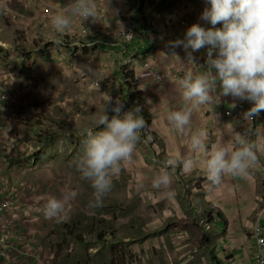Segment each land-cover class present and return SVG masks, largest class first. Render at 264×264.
<instances>
[{"label":"rangeland","instance_id":"rangeland-1","mask_svg":"<svg viewBox=\"0 0 264 264\" xmlns=\"http://www.w3.org/2000/svg\"><path fill=\"white\" fill-rule=\"evenodd\" d=\"M100 35L106 42L117 39ZM11 37L7 34L5 39L11 42ZM75 41L78 43L71 44L74 41L64 39L61 44L66 47L65 57L83 58L80 72L69 71L55 79L40 77L35 72L37 66L31 71L33 76L26 77L21 74L28 69L14 67L15 53L28 54L29 49H0V70L9 69L16 75L9 90L11 102L0 118V195L13 201L0 214V253H5L0 255V264H212L210 248L202 240L203 230L209 232L215 260L224 264L229 258L216 249V232L206 215L198 220L199 228L194 224L189 202L179 194L177 182L172 179L171 196H159L150 187V176L167 155L161 152L156 132L147 125L141 130L132 159L122 165L102 205H89L94 190L77 169L84 130H99L94 120L109 97V104L116 98L122 100L121 112L130 107L121 83L109 75L106 47L86 45V39ZM44 42L49 46L50 40ZM141 177L144 187L139 189ZM66 189L76 190L66 206V218L60 222L45 218L42 209L47 198L59 197ZM241 200L245 198H237V202ZM261 201L262 206L258 203L254 208L262 209L258 214L263 218L264 196ZM257 215L248 214L247 229L228 232L232 237L241 231L252 232L254 239L257 234L262 238L261 228L250 227ZM263 252L259 250V254ZM254 257L257 261L256 252Z\"/></svg>","mask_w":264,"mask_h":264},{"label":"crops","instance_id":"crops-1","mask_svg":"<svg viewBox=\"0 0 264 264\" xmlns=\"http://www.w3.org/2000/svg\"><path fill=\"white\" fill-rule=\"evenodd\" d=\"M51 1L63 5L71 0ZM95 2L98 12L97 19H90L88 36L81 37V40L84 42L86 39V45L98 43L97 47H106L109 51L107 67L110 77L114 80L117 78L115 82L121 83V92L130 109L133 106H139L140 114L145 119V125L148 129L154 130L155 135L161 141V152L165 157L173 152L186 154L188 137L201 127L208 130L207 143L209 146L218 135H222L226 141L229 140L231 138L229 125L232 121L241 120V116L224 117L223 113L232 109L233 101L236 103L240 99L226 95L221 97L218 82L215 92H211V95L219 100V103L202 105L194 110L191 125L184 133H176L166 121V113L180 107L182 103L176 88V79L188 71L195 74L206 70L203 61L206 47L192 52L191 61L188 60L186 51L181 46H173L172 42L177 38L182 39L187 27L194 22L205 27L211 26L206 20L201 19V12L209 6L208 0H162L159 3H154L153 0H95ZM29 13L33 16L40 14L38 7L28 8ZM127 20L133 21L136 25L135 36L130 43H124L118 38L106 42L105 38L101 37L100 28H118ZM216 26L219 27V24ZM72 32L76 30L71 26L70 30L60 34L55 33L51 28L49 18L43 19V22L38 24L34 20L20 19L0 26V41L4 43V47L0 49L7 50L11 46L12 49L15 47L16 49H29L28 54L15 53L13 60V65L18 67V70L28 69L26 74H21L23 77L33 76L35 72H38L40 77L47 76L49 79L65 76L67 72L77 74L80 72L78 67H81L84 62L83 58L65 57L63 51L66 47L63 44L53 43L57 35L63 41L68 40V43L72 41L74 42L71 44L78 43L75 41L79 38L76 37L77 33ZM7 34H11V42L5 39ZM47 40H50V44L45 47L44 41ZM17 44L21 45L17 46ZM39 50L43 52L40 54ZM0 56L2 58L3 55ZM89 58L93 59V57ZM145 61H152L155 64L156 69L163 74L161 80L138 76L142 70V63ZM68 65L72 67L69 70ZM36 66L38 70L31 72ZM121 66L123 69H120ZM255 116L256 130L264 126V110H260ZM235 130L243 131L242 124H238ZM156 154H160V151H156ZM259 159L261 167L252 170L249 177L241 179L223 176L221 182L215 185L206 179L199 168H193L185 173L180 166L169 167L170 176L177 182L178 189H180L179 194L186 198L185 202H189V212L194 224L199 228L201 223H198V220L202 215H206L209 225L216 232L215 247L220 253L224 251L229 258L224 264H258L257 261L260 260L261 255L264 256V252L259 254L260 249L252 232L249 234L239 231L235 237L228 232L231 229H247L248 214L254 212L257 215L262 210L259 207L254 208V205L258 203L262 206L261 199L264 196V191H261L264 190V155H261ZM192 189L200 190L194 192ZM240 197H244L245 200L237 202V198ZM260 216V214L256 216V220L251 223L250 227L261 228V237L264 238V217ZM202 232V240L210 248L208 253L212 256L209 259L210 262L219 264L215 260L216 252L210 247L213 244L209 238V232L204 230ZM255 252L257 261L254 257Z\"/></svg>","mask_w":264,"mask_h":264},{"label":"clouds","instance_id":"clouds-1","mask_svg":"<svg viewBox=\"0 0 264 264\" xmlns=\"http://www.w3.org/2000/svg\"><path fill=\"white\" fill-rule=\"evenodd\" d=\"M208 5L201 12V19L211 26L194 22L187 27L182 39L172 42L173 46H181L186 51L188 60L192 61V52L203 47L207 55L206 70L195 74L188 71L176 79L182 103L166 113L167 124L176 133H184L191 125L194 110L219 103L211 95L217 82L221 97L248 100L251 106L241 113V120L229 125L231 138L227 141L218 135L209 146L206 128L193 131L186 141V154L171 153L150 176V187L159 196L173 194L169 167L180 166L185 173L199 168L212 185L219 184L223 176L247 178L252 170L261 167L264 126L253 131L251 123L253 117L264 110V0H208ZM97 14L95 0H71L67 8L54 11L49 21L53 31L60 34L71 29L75 18L97 19ZM53 43L60 45L62 39L57 35ZM110 99L95 117L94 126L99 130H84V147L77 161L81 177L88 180L94 190L93 199L89 201L91 207L102 205L122 165L132 159L141 130L145 128L139 106L121 112L122 100L116 98L109 104ZM231 106H235V101ZM238 124H242L243 131L235 130ZM137 187H144L143 177ZM75 196L74 189H66L59 197L49 196L42 209L44 217L63 221L66 206Z\"/></svg>","mask_w":264,"mask_h":264},{"label":"built area","instance_id":"built-area-1","mask_svg":"<svg viewBox=\"0 0 264 264\" xmlns=\"http://www.w3.org/2000/svg\"><path fill=\"white\" fill-rule=\"evenodd\" d=\"M162 0H153L154 3H159ZM60 3V1H59ZM71 1H66L63 5L60 3L59 5L56 2L51 0H0V20H6V22L14 23L20 19L35 21V23L43 22V19L49 18L54 12L61 8H67ZM38 7L40 14L33 16V14H28V8ZM91 17L85 18L82 21V18H75L74 23L72 24V28L76 30V37L78 39H82L81 37H85L88 35L89 29V21ZM0 22V26H2ZM100 34L103 36H116L118 39L123 41L124 43H130L136 31V25L133 21L127 20L121 27L112 28V29H103L100 28ZM4 47V43L0 41V48ZM206 51L204 54V64L206 59ZM142 70L138 73L139 77H151L155 80H161L163 74L160 73L155 64L152 61H145L142 63ZM16 79V75L11 72L9 69L6 71L0 70V118L6 113L8 109V105L11 102V94L9 90L12 88V85ZM215 92V88L212 90V93ZM251 106V102L248 100H239L235 103V106L232 109L224 111L223 116H241V113L247 110ZM256 116L253 117L251 127L253 131L256 128ZM1 189V185H0ZM13 205V201H11L10 197L3 198L0 195V214L3 209L7 208L8 205ZM257 234V246L260 250H264V239L258 238ZM3 241L2 236L0 234V243ZM1 256H4V251H1ZM259 264H264V256L261 255Z\"/></svg>","mask_w":264,"mask_h":264}]
</instances>
